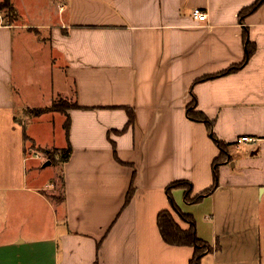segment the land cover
Masks as SVG:
<instances>
[{"label": "crops", "instance_id": "1", "mask_svg": "<svg viewBox=\"0 0 264 264\" xmlns=\"http://www.w3.org/2000/svg\"><path fill=\"white\" fill-rule=\"evenodd\" d=\"M10 1L16 19L0 10V264H190L193 248L166 244L157 216L171 210L170 183L190 181L192 196L213 184L219 149L188 119L193 98L230 159L211 194L187 203L174 188L172 199L213 249L201 264H264V3L240 21L255 0ZM247 41L255 51L241 69L198 81L240 64ZM61 97L75 107L56 112L69 121L56 142L52 111L25 112ZM243 136L252 140L236 145ZM55 142L71 149L59 188L35 156Z\"/></svg>", "mask_w": 264, "mask_h": 264}, {"label": "trees", "instance_id": "2", "mask_svg": "<svg viewBox=\"0 0 264 264\" xmlns=\"http://www.w3.org/2000/svg\"><path fill=\"white\" fill-rule=\"evenodd\" d=\"M264 3V0H255L251 5L244 7L240 10L238 16L240 21H243L247 16L254 13L262 4ZM0 10H4L5 16L9 18V20L16 19L17 13L14 9V6L12 5L10 0H2L0 2ZM255 51V47L247 41L246 43V51L243 61L238 65H233L226 69L225 71H222L218 75H212V76H205L200 78L198 81L208 79V78H214L217 76H222L226 74H230L233 72L238 71L241 69L247 61L250 59V57L253 55V52ZM75 105H71L66 101L63 100H54L50 107L47 108H33L26 110V115L31 117H37L45 112H61L66 113V111L70 108H74ZM130 119L129 122L131 123L132 117L131 112H129ZM186 115L188 119L194 122H200L203 123L209 130L210 136L213 139L215 145L219 149V155L214 159L212 163V174H213V184L210 188L193 195V186L190 181L187 180H179L174 181L170 183L166 187V194L168 196V200L170 203L171 210H163L159 212L157 216V226L160 232V235L163 239V241L171 246H189L193 248V255L190 260V264H201L202 257L212 252V247L202 239H200L196 232V222L194 217L191 214L184 213L174 202L171 196V191L174 188H181L184 190V200L187 203H196L199 202L202 198L205 196L211 194L215 188L218 186V166L222 164L223 162L230 159L229 149L228 146L230 144H227L221 140H218L214 133L212 132L213 128V121L207 118V116L196 109V99L193 98L191 102L186 107ZM128 122V123H129ZM128 124L122 131H124L127 128ZM69 130V121L68 118L66 120V134H68ZM24 138L28 140V137L25 135ZM44 152L47 154V156L50 154V150H44ZM71 149L70 147L63 149L61 156L58 158V162L63 163L66 162L69 159ZM132 190L128 193L127 202L131 198ZM175 215L178 216L179 220H176ZM182 222L187 224V228H182L180 223Z\"/></svg>", "mask_w": 264, "mask_h": 264}, {"label": "rangeland", "instance_id": "3", "mask_svg": "<svg viewBox=\"0 0 264 264\" xmlns=\"http://www.w3.org/2000/svg\"><path fill=\"white\" fill-rule=\"evenodd\" d=\"M60 99L71 104L68 99H64L63 97L58 98L56 100H60ZM20 116L23 117L21 113H20ZM58 117H60L61 120H59ZM45 121L47 122V123H45V125H47L46 131L49 130L48 133H51V134L55 133V135L52 136V137H54L53 140H55L56 142H58L59 139L64 140V136L66 134V118H64V116L60 113L50 112V114H48V116H45ZM34 129H36V128L35 127L30 128V126H27L28 133L30 131H33ZM59 134H60V137L58 136ZM50 148H51L50 154L48 156H47V154L40 153V154H42V157H44V159H45V161H43L40 164L41 169L43 171V174H42L43 175V181L45 183H48V182H55L57 180L56 188H59L60 179H58L57 176L61 175V168H60L61 163L58 162L57 160L61 156L64 147H63V145L59 146L58 143H56V145L54 147L51 146ZM46 160L49 161V164L44 165ZM50 191H52L51 187H50ZM52 200H55V199H52ZM58 213H59V210H58ZM175 217L179 220L177 215H175Z\"/></svg>", "mask_w": 264, "mask_h": 264}, {"label": "built area", "instance_id": "4", "mask_svg": "<svg viewBox=\"0 0 264 264\" xmlns=\"http://www.w3.org/2000/svg\"><path fill=\"white\" fill-rule=\"evenodd\" d=\"M192 18L198 22H205L207 20V13L203 10H201L200 8H194L192 11ZM252 140L250 137H240L239 139H237L236 141V145H240V143L246 142V141H250ZM36 157H41L42 154H35Z\"/></svg>", "mask_w": 264, "mask_h": 264}, {"label": "water", "instance_id": "5", "mask_svg": "<svg viewBox=\"0 0 264 264\" xmlns=\"http://www.w3.org/2000/svg\"><path fill=\"white\" fill-rule=\"evenodd\" d=\"M49 164V162L45 163V165Z\"/></svg>", "mask_w": 264, "mask_h": 264}]
</instances>
